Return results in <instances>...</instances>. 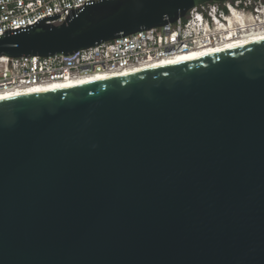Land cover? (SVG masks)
<instances>
[{"label": "water", "instance_id": "1", "mask_svg": "<svg viewBox=\"0 0 264 264\" xmlns=\"http://www.w3.org/2000/svg\"><path fill=\"white\" fill-rule=\"evenodd\" d=\"M229 0H91L0 35L72 54ZM0 264H264V40L0 100Z\"/></svg>", "mask_w": 264, "mask_h": 264}, {"label": "built area", "instance_id": "2", "mask_svg": "<svg viewBox=\"0 0 264 264\" xmlns=\"http://www.w3.org/2000/svg\"><path fill=\"white\" fill-rule=\"evenodd\" d=\"M91 0H0V35L26 27L48 15L45 23L65 22L73 9ZM233 9L249 24L264 28V0H229L198 5L174 22L137 31L72 54L0 56V92L27 89L75 76L118 72L148 62L162 61L200 47L216 44L228 34Z\"/></svg>", "mask_w": 264, "mask_h": 264}, {"label": "bare ground", "instance_id": "3", "mask_svg": "<svg viewBox=\"0 0 264 264\" xmlns=\"http://www.w3.org/2000/svg\"><path fill=\"white\" fill-rule=\"evenodd\" d=\"M232 13L233 14H231V16L228 18V23H226L225 28V34H228V36L225 37L223 40L218 41L216 44L200 47L196 50L180 54L173 58L165 59L162 61L144 63L118 72H105L82 77H68L67 79L52 81L27 89L0 92V100L36 91L66 87L100 79L115 77L146 68L190 61L193 59L201 58L219 50L264 40V28H262L261 26L257 27L259 26L258 24H249V21H253V19H250L248 21L247 17L241 14L236 9H233Z\"/></svg>", "mask_w": 264, "mask_h": 264}]
</instances>
